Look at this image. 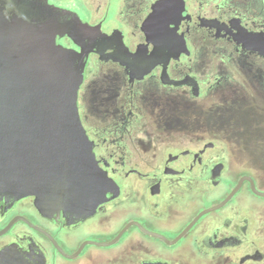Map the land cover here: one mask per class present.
Instances as JSON below:
<instances>
[{
    "label": "flooded vegetation",
    "instance_id": "1",
    "mask_svg": "<svg viewBox=\"0 0 264 264\" xmlns=\"http://www.w3.org/2000/svg\"><path fill=\"white\" fill-rule=\"evenodd\" d=\"M75 1L88 178L1 190L0 264H264V0H183L172 37L156 0Z\"/></svg>",
    "mask_w": 264,
    "mask_h": 264
},
{
    "label": "water",
    "instance_id": "2",
    "mask_svg": "<svg viewBox=\"0 0 264 264\" xmlns=\"http://www.w3.org/2000/svg\"><path fill=\"white\" fill-rule=\"evenodd\" d=\"M21 1L27 7L18 11L0 0V191L24 196L40 189L53 200L66 193L72 179L88 178L80 172L88 171L91 155L72 116L89 46L98 48L88 24L61 14L71 11L46 0L52 14H35ZM183 12V0H156L150 19L164 18L169 31L163 37H172ZM112 36L96 39L103 43Z\"/></svg>",
    "mask_w": 264,
    "mask_h": 264
},
{
    "label": "rangeland",
    "instance_id": "3",
    "mask_svg": "<svg viewBox=\"0 0 264 264\" xmlns=\"http://www.w3.org/2000/svg\"><path fill=\"white\" fill-rule=\"evenodd\" d=\"M91 1H95V0H89V2ZM50 5L54 6V4H56L55 6L61 8V7H64L63 9H66V10H72L78 14H80L82 17H85L86 16V12H84L85 8L82 6V4L84 5V3L81 1L80 3L76 2L75 0H49ZM76 2V4L74 3ZM54 3V4H53ZM82 3V4H81ZM116 3V0H112V8H114V5ZM97 3L94 2L93 3V6L96 7ZM92 6V4H91ZM90 250L92 251H96L97 248L95 249V247H89Z\"/></svg>",
    "mask_w": 264,
    "mask_h": 264
}]
</instances>
